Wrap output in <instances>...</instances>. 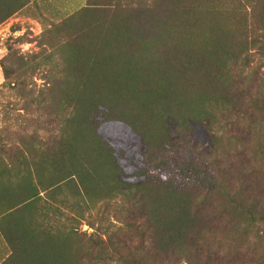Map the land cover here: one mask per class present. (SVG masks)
Masks as SVG:
<instances>
[{"label":"trees","instance_id":"obj_1","mask_svg":"<svg viewBox=\"0 0 264 264\" xmlns=\"http://www.w3.org/2000/svg\"><path fill=\"white\" fill-rule=\"evenodd\" d=\"M30 1L0 0V24ZM63 13L55 46L30 54L47 91L20 107L50 121L0 153V264H264L249 237L264 225V145L248 71L251 44L264 53V0H86Z\"/></svg>","mask_w":264,"mask_h":264},{"label":"rangeland","instance_id":"obj_2","mask_svg":"<svg viewBox=\"0 0 264 264\" xmlns=\"http://www.w3.org/2000/svg\"><path fill=\"white\" fill-rule=\"evenodd\" d=\"M31 1L27 7L0 24V61L5 59L6 65L13 70L12 80L18 78L19 81H23V83L17 84L18 86H11L0 62V153H4L3 148L11 151V147L20 139L18 133L27 134L39 125H48L49 117L40 114L41 112L36 109L35 105H31L29 110L20 108L25 102V98L43 97V92L47 91L48 76L44 71L48 69V66L41 61V57L34 58L30 54L41 55L55 46L58 42L59 32L55 30L53 24L64 18L65 13L63 12L66 9H74L86 2V0H37L39 3L37 4L36 0ZM228 1L248 3V0ZM256 32L259 33L260 31L257 30ZM44 33L48 36V43L42 37ZM257 33L249 32V35L257 37ZM243 34L245 33H242L240 41L246 37V34ZM250 51L252 61L248 71L251 76L256 77V82L251 90L253 96L256 97L255 100H257L254 108H252L256 112L255 117H257L254 119V125L257 123L260 143L264 145L261 141L264 140V53L255 44H251ZM18 55H22L24 59H18ZM55 124L53 121L48 127L56 128ZM258 151L256 154L257 161L262 162L264 161L262 156L264 149L261 148L262 154L260 148ZM4 155L6 154L4 153ZM262 169L264 171V166ZM63 196V193L58 194V200L50 199L49 201L61 204ZM70 211L74 212L72 209ZM50 213L55 218V210L51 209ZM93 213V220L98 223V218L95 216L96 211ZM106 220L107 223H111L112 229L119 224L108 213ZM243 222L244 220L240 223ZM60 225L59 222L53 221L52 229L58 231ZM79 230L87 231L89 234L96 232L95 228L90 226L87 221L79 224ZM249 237H252L254 243H258L262 252L259 256H264V225L256 227V233H250ZM98 250L102 252V255H98L97 259H105L103 262H108L110 259H120L110 248H98ZM8 252V246L0 235V259L6 256Z\"/></svg>","mask_w":264,"mask_h":264},{"label":"crops","instance_id":"obj_3","mask_svg":"<svg viewBox=\"0 0 264 264\" xmlns=\"http://www.w3.org/2000/svg\"><path fill=\"white\" fill-rule=\"evenodd\" d=\"M31 2H32V1H30L28 4H30ZM25 7H27V6H24V8H25ZM24 8H23V9H24Z\"/></svg>","mask_w":264,"mask_h":264}]
</instances>
